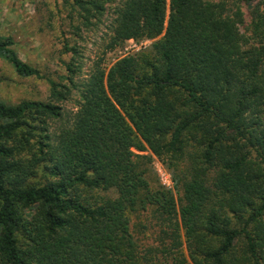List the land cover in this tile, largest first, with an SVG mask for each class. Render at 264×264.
I'll list each match as a JSON object with an SVG mask.
<instances>
[{"label": "trees", "instance_id": "16d2710c", "mask_svg": "<svg viewBox=\"0 0 264 264\" xmlns=\"http://www.w3.org/2000/svg\"><path fill=\"white\" fill-rule=\"evenodd\" d=\"M70 1L88 21L115 0ZM129 41L153 43L96 68L55 135V103L0 99V264H264V0H126L109 48ZM13 46L16 74L66 100Z\"/></svg>", "mask_w": 264, "mask_h": 264}, {"label": "rangeland", "instance_id": "374dc122", "mask_svg": "<svg viewBox=\"0 0 264 264\" xmlns=\"http://www.w3.org/2000/svg\"><path fill=\"white\" fill-rule=\"evenodd\" d=\"M125 2L115 0L105 7L101 16L87 21L82 19V12L70 0H0V39H12V49L23 62L71 89L66 100L57 101L52 98L50 86L45 80L19 77L0 55V99L9 105L23 101L53 102L61 107L63 116L60 120L49 121L50 134L55 135L60 128L70 126L81 106L80 91L88 85L96 68L109 70L120 59L140 54L153 43L129 41L124 47L110 50L118 13ZM243 11L244 22L239 29L245 34L251 17L245 4ZM65 64L75 65L73 80L79 89H73L62 79L69 75ZM153 159V178L165 188L173 189L170 171L156 157ZM144 225L148 226V230L143 234V240L148 241L143 243L152 245L156 232L152 231L149 223ZM181 237L183 240V233ZM184 253L187 255L185 249Z\"/></svg>", "mask_w": 264, "mask_h": 264}]
</instances>
